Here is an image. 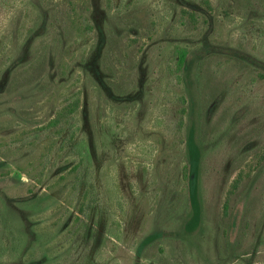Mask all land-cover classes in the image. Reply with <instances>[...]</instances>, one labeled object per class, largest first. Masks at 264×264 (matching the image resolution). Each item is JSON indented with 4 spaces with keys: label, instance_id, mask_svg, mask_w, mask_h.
<instances>
[{
    "label": "rangeland",
    "instance_id": "374dc122",
    "mask_svg": "<svg viewBox=\"0 0 264 264\" xmlns=\"http://www.w3.org/2000/svg\"><path fill=\"white\" fill-rule=\"evenodd\" d=\"M261 151L264 0H0V264H264Z\"/></svg>",
    "mask_w": 264,
    "mask_h": 264
},
{
    "label": "trees",
    "instance_id": "16d2710c",
    "mask_svg": "<svg viewBox=\"0 0 264 264\" xmlns=\"http://www.w3.org/2000/svg\"><path fill=\"white\" fill-rule=\"evenodd\" d=\"M206 4L208 6L210 5L208 1H206ZM187 13L193 16L192 13L190 12ZM74 26L76 28V31H78L79 35H84L85 33L91 31L93 28L92 24L89 22L87 18L83 20H78L77 18H75ZM177 55H178L177 66L178 69L181 70L185 68L187 64L188 51L186 48H178ZM178 77L180 79V76ZM182 101L185 102V99L182 98ZM80 106H81V91L74 90L70 95L64 98V100L56 108L53 116L50 118L48 122L35 128L36 137L41 139V143H43L41 145L42 151L39 154L37 161L41 162L43 165L46 164L50 154L54 151V149H56L57 147H59V149H63L65 144L64 142H62L59 145L60 139L67 138L73 141L74 153L79 158L78 159L79 161L72 169L73 173L77 172V170L82 165H87V166L92 165V154L88 142L84 139H77L76 136L77 128H75L74 117ZM181 113L182 115H184L186 113V109H182ZM182 123H183V117H181L179 123L180 126H182ZM259 159L264 160V151L263 152L261 151V153L259 154ZM241 179L242 178L240 174L238 178H236V180L234 181L232 187L237 188ZM229 192L231 193V190Z\"/></svg>",
    "mask_w": 264,
    "mask_h": 264
}]
</instances>
